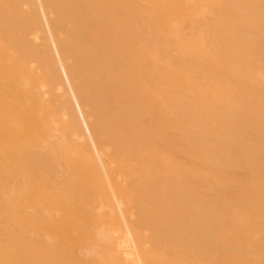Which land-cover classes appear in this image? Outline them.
I'll return each instance as SVG.
<instances>
[{"label":"bare ground","instance_id":"6f19581e","mask_svg":"<svg viewBox=\"0 0 264 264\" xmlns=\"http://www.w3.org/2000/svg\"><path fill=\"white\" fill-rule=\"evenodd\" d=\"M0 264H264V0H0Z\"/></svg>","mask_w":264,"mask_h":264}]
</instances>
